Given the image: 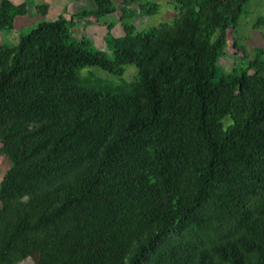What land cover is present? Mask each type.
I'll return each instance as SVG.
<instances>
[{
  "label": "trees",
  "instance_id": "1",
  "mask_svg": "<svg viewBox=\"0 0 264 264\" xmlns=\"http://www.w3.org/2000/svg\"><path fill=\"white\" fill-rule=\"evenodd\" d=\"M93 1L73 18L116 12ZM249 1L171 0L177 18L142 30L120 15L111 53L61 17L0 52V264H264V48L233 38L243 62L219 63ZM130 64L122 85L80 76Z\"/></svg>",
  "mask_w": 264,
  "mask_h": 264
},
{
  "label": "rangeland",
  "instance_id": "2",
  "mask_svg": "<svg viewBox=\"0 0 264 264\" xmlns=\"http://www.w3.org/2000/svg\"><path fill=\"white\" fill-rule=\"evenodd\" d=\"M112 1L116 6V12L102 21L91 20L84 23L76 16L73 18V15L92 11L95 8L93 0H0V52L4 48L16 45L20 35L27 33L35 24L61 17L68 24L74 39L88 41L98 49L111 53V44L114 39L125 35L123 24L119 20L120 15L128 17L139 30L150 28L161 22H172L178 16L171 0H150L159 5L156 14L151 16L140 12L139 1L130 3H126L125 0ZM21 4L25 5V12L15 14L16 8ZM40 5H46V13L38 10L37 7ZM131 12L134 13L133 16ZM233 38H238L252 54L255 53L256 47L264 48V0H250L237 28L228 31L225 54L219 60L227 71H230L237 63L243 62L242 53L235 48ZM80 76L83 79H102L116 86L136 79L138 67L134 64L127 65L122 76L113 75L100 67H86L80 70ZM41 82L42 79L27 81L21 87L28 88L39 85ZM229 119L230 117L225 119L226 124L230 122ZM3 146L4 141L0 136V196L9 184L6 180V172L13 165V161L3 154ZM1 206L0 201V208ZM18 264H39V261L37 256H29Z\"/></svg>",
  "mask_w": 264,
  "mask_h": 264
}]
</instances>
